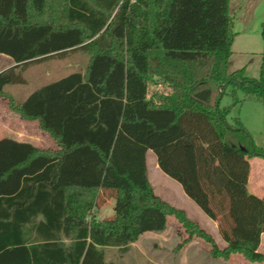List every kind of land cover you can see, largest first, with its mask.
Here are the masks:
<instances>
[{"label":"trees","instance_id":"16d2710c","mask_svg":"<svg viewBox=\"0 0 264 264\" xmlns=\"http://www.w3.org/2000/svg\"><path fill=\"white\" fill-rule=\"evenodd\" d=\"M225 2L0 0V54L13 63L0 71V97L7 86L26 85L27 66L89 56L83 73L42 85L19 104L8 97V108L36 121L56 149L0 139V264H105V249L162 233L171 216L187 234L176 250L196 237L213 259L264 263V195L247 189L249 160L264 158V149L238 119L227 121L236 91L264 106V51L259 79L229 71L235 34ZM151 85L167 91L150 95ZM227 87L232 103L221 108ZM147 150L217 223L223 249L154 193ZM108 200L113 215L97 220Z\"/></svg>","mask_w":264,"mask_h":264},{"label":"rangeland","instance_id":"374dc122","mask_svg":"<svg viewBox=\"0 0 264 264\" xmlns=\"http://www.w3.org/2000/svg\"><path fill=\"white\" fill-rule=\"evenodd\" d=\"M225 5L226 14L232 18V32L235 34L228 69L230 72L243 69V76L245 78L259 79L263 64L262 53L264 51V41L261 35V25L264 22V0H226ZM216 11H219V7H212L210 15L214 14L218 18L219 13L218 15L214 13ZM88 60L89 56L87 54L75 52L68 54L62 59H49L27 66L23 71L26 85L7 86L5 88V95L0 97V139L8 137L17 141L29 142L41 150L56 149L55 141L39 128L36 121L23 120L18 114L8 108V97H11L16 104H19L25 100L29 92L42 85L73 72L83 73ZM7 64L13 65L12 60L8 56L0 54V71L5 69L8 66ZM165 91H167V87L163 85H151L149 87L150 95ZM231 91V87L226 88L225 94L220 101L221 108L227 107L232 103ZM236 97L239 100V104L232 109L227 117V121L231 124L233 119H238L251 135L255 146L264 149L263 104L244 100L241 91H236ZM151 155L152 157L149 156L148 150L145 151L146 179L153 186L155 193L163 200L174 202V200H177L175 199L176 186L175 184L168 183L161 174H158L153 169L151 159L154 158V155ZM252 172L257 174L259 178L258 191L264 195V158H254ZM108 201L110 202L111 200ZM107 202L100 208L98 213L100 219L110 217L114 213V201H112L113 206ZM189 213L193 215L190 209ZM177 225L179 224L174 217H168L166 229L162 234H169ZM142 235V237L138 238L134 243L129 244L125 249H105V264H179L182 258L180 255L181 250H176V247L184 240L182 236L176 240L174 236L166 235L164 240H162V237L158 240V233L155 232H147ZM215 239L218 241V238ZM215 239H213L214 242L216 241ZM195 240L199 241L198 253L201 257H210L208 255L210 245L202 239L196 238ZM219 249H222L220 235ZM229 259L233 261H247L239 254H233ZM247 263L251 264L248 261Z\"/></svg>","mask_w":264,"mask_h":264},{"label":"crops","instance_id":"0c3cea01","mask_svg":"<svg viewBox=\"0 0 264 264\" xmlns=\"http://www.w3.org/2000/svg\"><path fill=\"white\" fill-rule=\"evenodd\" d=\"M233 45V44H232ZM231 59V58H230ZM230 62V60H229ZM13 64V63H12ZM8 65V64H7ZM12 65H8L6 68L10 67ZM228 67H229V64H228ZM5 68V69H6ZM35 90V89H34ZM32 90V91H34ZM31 91V92H32ZM29 92V94L31 93ZM28 94V95H29ZM27 95V96H28ZM26 99V98H25ZM23 142V141H22ZM29 143V142H28ZM148 154L149 156L152 157L151 154H153L150 150L148 151ZM154 155V154H153ZM152 161V167L153 169L158 172V174H161V176L163 178H165L168 183H171V184H175L176 186V190H175V194H176V198L177 200H174V202H167L165 200H163L159 195H157L154 191V188H153V191L154 193L160 198L162 199L163 201H165L166 203H168L169 205H171L172 207L176 208V209H179V210H182L186 217L193 223H195L196 225H198V227L202 230H204L207 234H209L213 239L215 238H218V241L217 239H215L216 241V245L218 246L219 248V230H218V226H217V223L212 221L210 218H208L194 203L193 201H191L183 192L181 186L174 180H172L171 178H169L168 176H166L158 167L157 165V161H156V157L154 156L153 159H151ZM253 161H254V158L250 159L249 160V164H250V174H249V177H248V183H247V189L248 191L257 196V197H262L263 195L260 194V192L258 191V181H259V178L257 177V174H254L252 172V165H253ZM112 201L111 200L110 202L108 201L107 203L112 205ZM188 209V210H187ZM189 209L191 210V212L193 213V215H191L189 213ZM100 211V210H99ZM98 212H94V214L96 215V219L97 220H103V219H100L98 217ZM105 217V216H103ZM111 217V216H110ZM108 218V217H107ZM168 218V217H167ZM41 219V218H39ZM105 219V218H104ZM177 221V220H176ZM178 222V221H177ZM179 224V223H178ZM209 227V228H207ZM175 229V231H174ZM174 229H172L170 231L169 234H162V233H158L157 235V238L158 240L162 237L164 240V237L166 235H171V236H174L176 238V240L182 236L183 239H185L187 237L186 235V232L185 230L182 228L181 224L177 225V227H175ZM147 233V232H146ZM145 234V233H144ZM162 234V235H161ZM143 235H141L140 237H142ZM139 237V238H140ZM196 238H192L187 244H185L183 246V248L181 249L180 251V255H181V260L179 261V264H249L247 263V261H233V260H223V259H220L219 258H216V259H213L211 257L208 256V258H202L201 255L198 253V247H199V241L195 240ZM221 239V237H220ZM221 242H222V249L226 246L225 242L221 239ZM154 247H156L154 245ZM205 247V246H204ZM207 250V249H206ZM258 251L261 252L262 254H264V233L261 235L260 237V244H259V247H258ZM209 252V250H208ZM209 255V253H208ZM249 262V261H248ZM158 263V262H157ZM251 264H260V263H253V262H250Z\"/></svg>","mask_w":264,"mask_h":264}]
</instances>
